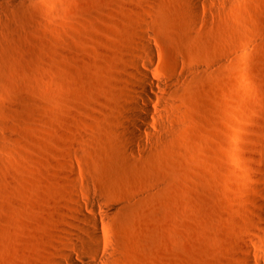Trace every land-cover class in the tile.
Wrapping results in <instances>:
<instances>
[{"label": "rangeland", "instance_id": "374dc122", "mask_svg": "<svg viewBox=\"0 0 264 264\" xmlns=\"http://www.w3.org/2000/svg\"><path fill=\"white\" fill-rule=\"evenodd\" d=\"M189 1L0 0V264L88 257L78 202L107 264H264V0ZM143 38L163 129L130 154Z\"/></svg>", "mask_w": 264, "mask_h": 264}, {"label": "bare ground", "instance_id": "6f19581e", "mask_svg": "<svg viewBox=\"0 0 264 264\" xmlns=\"http://www.w3.org/2000/svg\"><path fill=\"white\" fill-rule=\"evenodd\" d=\"M189 7L191 18L196 19L199 26L203 28L211 26V22L199 14L195 0L189 1ZM154 55L155 50L152 44L148 39L143 38L141 58L145 65L144 67L135 66V76L129 78L126 83L128 92L125 95L128 100L119 110L121 112L118 115L119 131L122 133L125 150L130 154L135 153V142L141 143L142 148L146 149L143 143L145 136L154 137L148 128L147 116L155 117L159 128H162L160 113L150 105L152 101H156L158 104L161 100L155 92V89L161 85V81L150 68V62ZM76 208L79 215L76 217V232L72 236L82 246L88 248L85 251L86 254L89 252L90 259H86L89 258V255L82 258L84 255L82 256L83 252L79 251V244L67 242L59 253V257L55 259V264H107L109 261L106 255L113 251L114 243L106 236L100 224L101 219L96 213L95 204L78 202ZM76 253H82L79 254L80 260L73 255ZM253 264H263V260L258 258Z\"/></svg>", "mask_w": 264, "mask_h": 264}]
</instances>
